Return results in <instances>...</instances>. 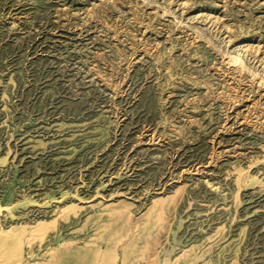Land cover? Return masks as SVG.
<instances>
[{"label":"rangeland","instance_id":"obj_1","mask_svg":"<svg viewBox=\"0 0 264 264\" xmlns=\"http://www.w3.org/2000/svg\"><path fill=\"white\" fill-rule=\"evenodd\" d=\"M0 264H264V0H0Z\"/></svg>","mask_w":264,"mask_h":264},{"label":"bare ground","instance_id":"obj_2","mask_svg":"<svg viewBox=\"0 0 264 264\" xmlns=\"http://www.w3.org/2000/svg\"><path fill=\"white\" fill-rule=\"evenodd\" d=\"M6 232V231H5Z\"/></svg>","mask_w":264,"mask_h":264}]
</instances>
